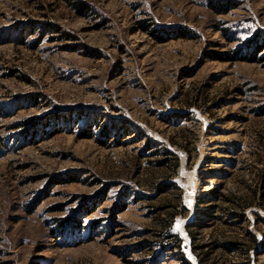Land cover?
Returning a JSON list of instances; mask_svg holds the SVG:
<instances>
[{
	"label": "rangeland",
	"instance_id": "1",
	"mask_svg": "<svg viewBox=\"0 0 264 264\" xmlns=\"http://www.w3.org/2000/svg\"><path fill=\"white\" fill-rule=\"evenodd\" d=\"M189 226L264 264V0H0V264H197Z\"/></svg>",
	"mask_w": 264,
	"mask_h": 264
},
{
	"label": "trees",
	"instance_id": "2",
	"mask_svg": "<svg viewBox=\"0 0 264 264\" xmlns=\"http://www.w3.org/2000/svg\"><path fill=\"white\" fill-rule=\"evenodd\" d=\"M160 42H164V40L159 39ZM261 48H259L257 50L260 51ZM195 227V226H192ZM188 231H189V235L191 237V251L194 254V256L196 257V261L197 264H209V257H208V253L204 252V246L202 245H197L196 244V236L190 232V226L187 227ZM257 244V239L254 236L249 237V242L248 244H240V243H236V242H230L227 244H220V246L218 247H224L227 249H235V250H241L243 251V254H247L249 250L254 249L256 247Z\"/></svg>",
	"mask_w": 264,
	"mask_h": 264
}]
</instances>
